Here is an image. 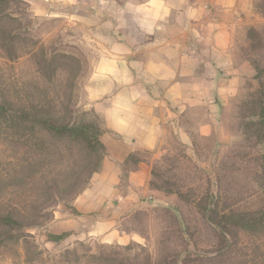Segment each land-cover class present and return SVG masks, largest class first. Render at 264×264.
Instances as JSON below:
<instances>
[{"label":"rangeland","instance_id":"obj_1","mask_svg":"<svg viewBox=\"0 0 264 264\" xmlns=\"http://www.w3.org/2000/svg\"><path fill=\"white\" fill-rule=\"evenodd\" d=\"M248 1L233 44L242 82L226 110L229 141L190 147L166 138L159 151L124 161L127 170L146 165L147 193L157 201L119 222L135 242L52 234L54 213L72 212L101 156L87 163L83 147L39 128L31 145L15 128L10 145L0 117V217L16 221L0 226V264H264V0ZM43 5L0 0V100L10 110L21 99L59 126L99 133L105 150L102 137L115 138L85 91L101 49L97 20L77 8L71 17L64 6L45 14Z\"/></svg>","mask_w":264,"mask_h":264},{"label":"crops","instance_id":"obj_2","mask_svg":"<svg viewBox=\"0 0 264 264\" xmlns=\"http://www.w3.org/2000/svg\"><path fill=\"white\" fill-rule=\"evenodd\" d=\"M41 1L45 14L64 6L71 17L77 8L80 16L96 18L101 49L86 98L115 138L102 137L106 156L99 170L71 213H54L49 230L103 244L135 242L118 230L119 222L157 201L147 193L146 165L127 170L124 161L159 151L166 138L190 147L229 141L226 110L242 82L233 44L249 1Z\"/></svg>","mask_w":264,"mask_h":264},{"label":"trees","instance_id":"obj_3","mask_svg":"<svg viewBox=\"0 0 264 264\" xmlns=\"http://www.w3.org/2000/svg\"><path fill=\"white\" fill-rule=\"evenodd\" d=\"M9 105L13 109L7 110L2 100H0V117L4 118L3 127L7 132V139H10L9 143L12 145L15 141V136L12 134V131L15 128H20L22 126L25 130V135L23 137L24 144L31 145L34 141L37 140V128L41 129L45 134L52 137L67 138L77 145L84 148L86 152V161L90 163L96 158L101 156V162L104 156L100 155L99 148L102 147L99 141V133L97 136L90 134L84 131L79 126H59L55 123V120L50 116H44L39 111V107L26 103L25 101L19 100H10ZM98 130V129H97ZM105 152V150H104ZM99 165V168H100ZM86 168V167H85ZM99 170V169H98ZM97 169L90 171L89 173L81 175L79 178H83L85 175L88 178L87 184L82 188V192L88 185L92 175L98 171ZM77 194L76 196H78ZM74 200V199H73ZM15 225L16 221L13 220L10 213L5 217H0V226H10ZM61 239V236L51 237V241L55 239Z\"/></svg>","mask_w":264,"mask_h":264}]
</instances>
